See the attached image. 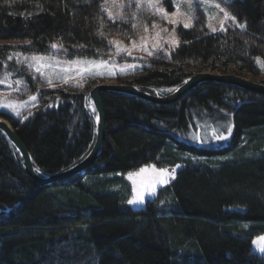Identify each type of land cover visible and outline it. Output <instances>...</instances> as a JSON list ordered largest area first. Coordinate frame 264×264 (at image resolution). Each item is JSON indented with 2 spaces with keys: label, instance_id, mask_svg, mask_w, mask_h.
<instances>
[{
  "label": "trees",
  "instance_id": "1",
  "mask_svg": "<svg viewBox=\"0 0 264 264\" xmlns=\"http://www.w3.org/2000/svg\"><path fill=\"white\" fill-rule=\"evenodd\" d=\"M222 1L245 29L233 24L209 32L196 6L191 27H175L177 46L143 58L142 69L116 80L157 96L202 70L264 84V70L256 66L264 60V0ZM102 2L0 0V94L37 95L26 120L3 111L0 117L39 176L66 170L89 153L96 131L89 92L96 81L49 86L14 55L131 60L116 55L109 41L130 42L159 17L122 0L126 7L117 11L128 22H113L101 12ZM100 101L105 139L98 158L63 181L36 184L0 130V264H264V252L251 244L264 231V95L206 81L166 105L114 91H103ZM178 162L175 178L141 209L129 208L128 184L110 175Z\"/></svg>",
  "mask_w": 264,
  "mask_h": 264
},
{
  "label": "rangeland",
  "instance_id": "2",
  "mask_svg": "<svg viewBox=\"0 0 264 264\" xmlns=\"http://www.w3.org/2000/svg\"><path fill=\"white\" fill-rule=\"evenodd\" d=\"M219 3L222 8H224L226 11L228 9L226 8L224 2L222 0H190V6H189V0H161V6L168 12V13H173L177 11V5L179 6L180 12L183 14L180 19L181 23L176 24L175 26L173 24L168 23L167 20L163 19L161 15L157 14L159 17V20L156 22L157 27L156 28H151L148 30V32H145L142 35H139L136 39H133L131 41H135L137 47H133L131 41L130 42H124L116 37L111 38V40L119 41L121 42V45L124 47H127L129 51L127 52H122L121 54H125L128 57L132 58L131 60L128 61H122L118 63L111 62L110 60H103V59H93V58H72V59H64L56 56H50V55H35V56H41L47 58L44 63L45 64H50L51 66L44 67L42 69L43 75H41L39 72L35 71L34 67H29V63H34L31 61L24 62L25 58L32 57L34 55H14L17 60L22 62V64L26 65L29 69L33 70L34 73L38 74L41 76L42 80L45 81L47 84L48 80L51 79L52 84L59 83L64 81V77L70 76L71 79H68V82H73V83H80L88 79H94L96 82L99 83L101 81H108L110 83H120L116 80L117 77L119 76H124L127 74H130L134 71L140 70L143 68L144 63L142 61L143 58L149 57L148 51L151 52H156L165 46H170V47H175L178 45H172L169 42V38L174 36L176 41L178 42L176 30L173 32V28L176 27L177 25H181L184 27V23H191L192 19L194 17V9L195 7H199L205 14L206 16V27L209 32H212L209 24H211L212 27L217 28V31L220 29V23L223 21L224 28L229 25L237 24L239 23L236 20V23H234L231 19H225L224 13L216 7V4ZM229 12V11H228ZM230 13V12H229ZM231 14V13H230ZM191 17L192 19L189 21L186 19V17ZM232 16V15H231ZM234 17V16H233ZM162 29H166L167 32L161 31ZM159 32L160 36L157 37L156 33ZM142 38H146L143 41V45L141 46V40ZM157 40H159L160 45H162L161 48H156L154 45L156 44ZM147 48L148 51H145L144 48ZM115 53L117 51L116 46H114ZM95 60V61H109L107 65H101L99 68L92 67L90 65L86 64H69V61H77V60ZM60 62V63H57ZM256 66L260 70H264V60H257L256 61ZM93 72H104V75H89L88 72H80L81 68H90ZM121 68L124 69V71H121ZM203 72H209L210 70H202ZM113 74H109V73ZM201 72V71H200ZM212 72V71H210ZM79 73V74H78ZM216 73V72H213ZM246 79L252 80L251 77H245ZM260 78V77H258ZM256 78V80H258ZM17 81H22V83L17 84L15 86V90H18L21 85L24 82V78L17 80ZM16 81V82H17ZM253 81V80H252ZM65 82V81H64ZM95 85V84H94ZM93 85V86H94ZM129 85V84H127ZM1 91V89H0ZM1 93V92H0ZM31 96H35L36 99L35 101H32L29 99L30 96L17 100V99H12V98H6L3 97L0 94V102H15L20 105L18 107L17 111L19 112V115H16L12 110H10L7 107L0 106V111H3L10 116H12L15 119H18L20 121L26 120L30 115L29 113L32 114L35 105L37 103V95L33 94ZM206 139V136L203 137ZM188 141H192L191 137L188 138ZM199 142V141H198ZM200 144H203L204 147H211L212 143L209 141H202L200 140ZM148 166H154L157 170L159 169H166L168 170L169 173H172L174 170V176L176 175L177 171L183 166V162H178L174 165L171 166H158L155 164H145L137 169L131 170V171H126V172H115L111 173L110 175H116L119 177H122L123 180L128 184L130 188V196L128 198L132 199L133 198V181L128 178L129 174H136L139 172V169L142 167H148ZM152 178V173L149 171V173H145L142 176L136 177V185L135 187L140 190L143 193V203H135V204H129L128 206L131 209H141L144 208L145 203L147 200H151L156 197L158 193V189L160 187H163L165 184H167L169 181H171L173 178L171 176H168L165 178L166 182L162 183H155L151 188H145V186L141 183L142 181H147L148 179ZM252 244V249L257 252L262 254L264 250H261L264 248V231L261 232L260 234L254 235L251 240Z\"/></svg>",
  "mask_w": 264,
  "mask_h": 264
},
{
  "label": "water",
  "instance_id": "3",
  "mask_svg": "<svg viewBox=\"0 0 264 264\" xmlns=\"http://www.w3.org/2000/svg\"><path fill=\"white\" fill-rule=\"evenodd\" d=\"M206 81H214L218 83L234 85L242 89L264 95V84L262 83H257L255 81L233 74H220L210 71H201L193 74L174 91L165 96L152 95L132 85L123 83H107L108 81L95 83V85L92 86L89 92V97L92 101L96 113L95 138L89 153L81 161L71 166L70 168L45 177L39 176L35 172L32 164V159L27 149L14 132L10 123L2 117H0V130L5 134L7 139L19 152L23 161L24 170L28 174V176L38 185H49L51 183L69 179L79 173H83L88 167L93 165V163L98 158L99 151L105 139V117L100 101V95L103 91L128 93L152 103L166 105L177 101L183 94L193 89L196 85ZM198 141L200 142V140Z\"/></svg>",
  "mask_w": 264,
  "mask_h": 264
},
{
  "label": "snow or ice",
  "instance_id": "4",
  "mask_svg": "<svg viewBox=\"0 0 264 264\" xmlns=\"http://www.w3.org/2000/svg\"><path fill=\"white\" fill-rule=\"evenodd\" d=\"M129 4L133 3L135 4V7L139 10H143L144 8H147L148 10L152 11L153 14H159L162 16L163 19L167 20L168 23L173 24L174 26L178 23H181V19L180 17L183 15L180 10H179V6L177 5V11L173 12V13H168L162 6H161V0H128ZM111 7L109 6V0H103V2L100 5V9L102 13H106L108 16L109 20H112L113 22H115L116 20H120L123 22H128L129 17L123 15L121 12L117 11L118 9H123L125 8V4L122 2V0H111ZM189 6H190V0H189ZM216 7L219 8L223 13H224V17L225 19H231L234 23H236L235 17L231 16V14L226 11L224 8L221 7V5L219 3L216 4ZM138 13L133 12L131 15V19L135 20L137 17ZM186 19H188L189 21L192 19L190 16L186 17ZM237 26L239 28H241L242 30L246 28V24L243 23H237ZM100 27L103 28L104 27V21L103 19H101L100 21ZM137 27L136 24L132 25V28L135 29ZM148 25H144V31L148 32ZM152 28H156L157 25L156 24H152L151 25ZM184 27L185 28H189L191 27V23H184ZM209 27L211 29L212 32H216L217 28L212 27L211 24H209ZM220 31H224V24L223 21H221L220 23ZM161 31L167 32L166 29H162ZM175 31V27L173 28V32ZM100 36H104V32L100 31L98 33ZM126 35V34H125ZM156 36L159 37L160 33L157 32ZM146 38H142L141 40V46L143 45V41ZM169 42L172 45H177V41L175 39L174 36L169 38ZM26 43H30V41H26ZM133 47H137L136 42L135 41H131ZM110 45L116 46L117 51H116V55H120L122 52H127L129 51V49L127 47H124L121 45V42L119 41H115V40H110L109 41ZM51 47L53 49L56 48H63V44H52ZM80 47H83V45H80ZM154 47L156 48H161L162 45H160L159 40H157L156 44L154 45ZM145 51H148V49L145 47L144 48ZM18 55V54H17ZM148 55H153V52L148 51ZM12 57L9 56L8 59H11ZM47 58L45 57H41V56H32L30 58L26 57L24 62H34V63H29V67H34L35 71L39 72L41 75H43V71L42 69L44 67L47 66H51L50 64H45L44 61ZM60 63V62H57ZM69 64H86V65H90L92 67H96L99 68L101 65H107L109 63V61H95V60H77V61H69ZM88 72L89 75H104V72H93L90 68H81L80 72ZM121 71L123 72L124 69L121 68ZM79 74V73H78ZM109 74H113V73H109ZM7 76V74H6ZM6 78V77H5ZM68 79H71L70 76H66L64 77V81L65 83L68 81ZM0 83H3V80H0ZM17 84L22 83V81H17ZM49 86H52V81L51 79L48 80ZM30 100L35 101L36 97L35 96H30L29 97ZM0 106H4L9 108L10 110H12L16 115H19V112L17 111L18 107H20L19 104L15 103V102H0ZM29 115H31V113H29ZM228 131H231V126H228ZM215 132V130H214ZM215 138L217 140H221V139H225L226 137L223 134H216ZM149 171H151L152 173V178L148 179L147 181H142L141 183L145 186V188H151L153 186V184L155 183H162V182H166L165 178L168 176H171V178H175L174 176V170L172 173H169L168 170L166 169H159L157 170L154 166H148V167H142L139 169V172L136 174H132L130 173L128 178L130 180L133 181V198L128 200L129 204H135V203H143V193L138 190L135 185H136V177L142 176L145 173H149ZM261 250H264V248H262Z\"/></svg>",
  "mask_w": 264,
  "mask_h": 264
},
{
  "label": "bare ground",
  "instance_id": "5",
  "mask_svg": "<svg viewBox=\"0 0 264 264\" xmlns=\"http://www.w3.org/2000/svg\"><path fill=\"white\" fill-rule=\"evenodd\" d=\"M107 83H110V82H107Z\"/></svg>",
  "mask_w": 264,
  "mask_h": 264
}]
</instances>
